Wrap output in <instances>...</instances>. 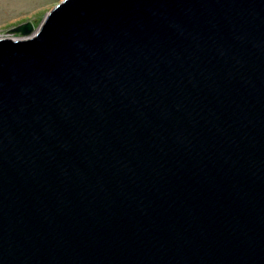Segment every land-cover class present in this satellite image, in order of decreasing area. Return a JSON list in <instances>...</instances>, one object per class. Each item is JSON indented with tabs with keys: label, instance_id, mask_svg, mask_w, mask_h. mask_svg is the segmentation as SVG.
Returning a JSON list of instances; mask_svg holds the SVG:
<instances>
[{
	"label": "water",
	"instance_id": "95a60500",
	"mask_svg": "<svg viewBox=\"0 0 264 264\" xmlns=\"http://www.w3.org/2000/svg\"><path fill=\"white\" fill-rule=\"evenodd\" d=\"M7 34L0 264H264V0H61Z\"/></svg>",
	"mask_w": 264,
	"mask_h": 264
},
{
	"label": "rangeland",
	"instance_id": "374dc122",
	"mask_svg": "<svg viewBox=\"0 0 264 264\" xmlns=\"http://www.w3.org/2000/svg\"><path fill=\"white\" fill-rule=\"evenodd\" d=\"M61 0H0V38L13 27L26 22L33 24L34 30L41 24L44 15ZM34 32V31H33Z\"/></svg>",
	"mask_w": 264,
	"mask_h": 264
}]
</instances>
